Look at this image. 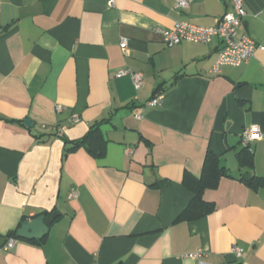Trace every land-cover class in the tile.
Wrapping results in <instances>:
<instances>
[{"label":"crops","instance_id":"1","mask_svg":"<svg viewBox=\"0 0 264 264\" xmlns=\"http://www.w3.org/2000/svg\"><path fill=\"white\" fill-rule=\"evenodd\" d=\"M106 2L2 0L0 264H196L194 252L213 264H264V187L222 177L203 191L213 210L177 220L192 197L184 172L199 176L207 150L237 151L251 124L261 132L250 143L253 172L264 176V48L212 73L218 38L168 46L157 28L215 25L231 0ZM243 5L238 32L264 45V0ZM120 69L141 72L140 89ZM95 123L101 157L67 150ZM50 212L41 239L15 235L2 248L23 221Z\"/></svg>","mask_w":264,"mask_h":264},{"label":"built area","instance_id":"2","mask_svg":"<svg viewBox=\"0 0 264 264\" xmlns=\"http://www.w3.org/2000/svg\"><path fill=\"white\" fill-rule=\"evenodd\" d=\"M191 0H175V7L185 8L190 4ZM107 5L112 6L114 0H107ZM2 0H0V8ZM246 11L244 9L243 0H231V9L226 11L215 25L204 26L189 22L187 20H177L170 29L157 28V32L162 35L163 41L168 46L176 45L182 41L208 43L213 38H218L220 41L216 57L211 65L210 72L218 73L223 65L240 66L246 64L254 54L256 48L263 49L264 45H257L253 38L246 32L239 33L238 28L241 25ZM126 38L121 37L120 46H126ZM129 75L135 89H140L143 75L141 72H131L126 69L118 70L115 75ZM160 95L157 94L147 101L148 104H155L159 101ZM62 105L55 106L56 111H60ZM140 118L139 114H136ZM79 121V115L72 114L71 122ZM60 135V132H59ZM261 137V132L257 124H251L246 127L241 135L243 145H250L251 142ZM73 192L70 197L74 196ZM16 242L15 236L7 237L3 243L4 250L11 249ZM231 251L236 256H241L243 250L237 245L231 246ZM195 259L196 264H213L204 259L201 252H194L188 255Z\"/></svg>","mask_w":264,"mask_h":264},{"label":"trees","instance_id":"3","mask_svg":"<svg viewBox=\"0 0 264 264\" xmlns=\"http://www.w3.org/2000/svg\"><path fill=\"white\" fill-rule=\"evenodd\" d=\"M155 95L156 91L153 97ZM105 145L106 139L99 129V123H95L83 138L72 142L71 147L67 150H74L80 146H85L89 154L98 158L104 154ZM235 152L238 161L237 175H235V172L229 171L221 162L223 158L222 154H217L211 150H207L205 153L199 176L184 172L182 183L191 191L192 197L177 216V220L199 218L213 210V203L203 199V191L207 188H215L222 177L236 178L254 190L264 187V176H257L253 172V151L250 145H242ZM51 213H47V215ZM10 236H15V233H10Z\"/></svg>","mask_w":264,"mask_h":264},{"label":"water","instance_id":"4","mask_svg":"<svg viewBox=\"0 0 264 264\" xmlns=\"http://www.w3.org/2000/svg\"><path fill=\"white\" fill-rule=\"evenodd\" d=\"M24 124L28 127L31 126V121L27 118L24 119ZM226 163V168L233 172L238 168V161L236 158V152L234 149H228L222 154ZM57 212H52L48 217L43 214H39L30 220H25L21 223L16 230L15 235L24 239H41L48 232L49 225L54 220ZM4 241V238H0V243Z\"/></svg>","mask_w":264,"mask_h":264}]
</instances>
